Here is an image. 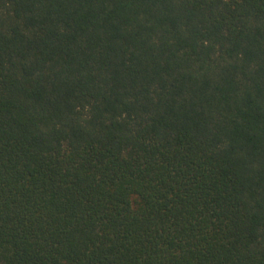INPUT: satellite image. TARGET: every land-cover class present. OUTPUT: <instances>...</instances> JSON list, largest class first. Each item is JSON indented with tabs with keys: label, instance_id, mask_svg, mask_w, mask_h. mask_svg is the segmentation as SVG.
Returning <instances> with one entry per match:
<instances>
[{
	"label": "trees",
	"instance_id": "16d2710c",
	"mask_svg": "<svg viewBox=\"0 0 264 264\" xmlns=\"http://www.w3.org/2000/svg\"><path fill=\"white\" fill-rule=\"evenodd\" d=\"M0 264H264V0H0Z\"/></svg>",
	"mask_w": 264,
	"mask_h": 264
}]
</instances>
